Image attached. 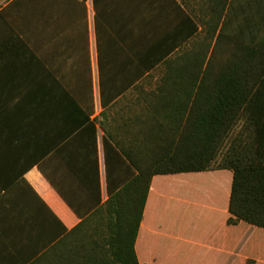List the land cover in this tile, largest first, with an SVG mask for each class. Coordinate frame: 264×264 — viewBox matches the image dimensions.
<instances>
[{
	"label": "crops",
	"instance_id": "1",
	"mask_svg": "<svg viewBox=\"0 0 264 264\" xmlns=\"http://www.w3.org/2000/svg\"><path fill=\"white\" fill-rule=\"evenodd\" d=\"M206 1L0 0V264H124L144 121L180 135L183 66L165 63L195 50ZM233 179L155 175L138 264H264V229L228 223Z\"/></svg>",
	"mask_w": 264,
	"mask_h": 264
},
{
	"label": "trees",
	"instance_id": "2",
	"mask_svg": "<svg viewBox=\"0 0 264 264\" xmlns=\"http://www.w3.org/2000/svg\"><path fill=\"white\" fill-rule=\"evenodd\" d=\"M194 12L205 34L193 52L165 63L183 66L174 78L184 82L190 113L175 122L180 135L151 136L144 121L140 174L127 187L136 188L141 207L115 237L129 244L124 264H138L133 246L155 175L230 170L228 223L264 229V0H207Z\"/></svg>",
	"mask_w": 264,
	"mask_h": 264
},
{
	"label": "rangeland",
	"instance_id": "3",
	"mask_svg": "<svg viewBox=\"0 0 264 264\" xmlns=\"http://www.w3.org/2000/svg\"><path fill=\"white\" fill-rule=\"evenodd\" d=\"M203 2V1H202ZM203 5V4H202ZM202 5H201V7H200V9L202 8ZM204 5H205V3H204ZM199 10V9H198Z\"/></svg>",
	"mask_w": 264,
	"mask_h": 264
}]
</instances>
